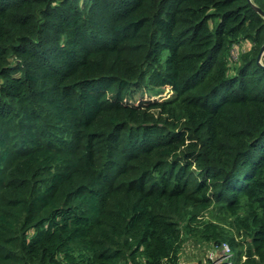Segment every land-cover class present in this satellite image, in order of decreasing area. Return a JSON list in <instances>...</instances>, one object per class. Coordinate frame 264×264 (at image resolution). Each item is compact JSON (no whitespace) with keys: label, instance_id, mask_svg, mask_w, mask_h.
<instances>
[{"label":"trees","instance_id":"16d2710c","mask_svg":"<svg viewBox=\"0 0 264 264\" xmlns=\"http://www.w3.org/2000/svg\"><path fill=\"white\" fill-rule=\"evenodd\" d=\"M263 45L249 0H0V264H264Z\"/></svg>","mask_w":264,"mask_h":264},{"label":"rangeland","instance_id":"374dc122","mask_svg":"<svg viewBox=\"0 0 264 264\" xmlns=\"http://www.w3.org/2000/svg\"><path fill=\"white\" fill-rule=\"evenodd\" d=\"M252 2V0H251ZM250 44L247 43L245 46H249ZM234 59H237V54L236 52L234 53ZM263 64H264V55H263ZM172 96L171 91L167 88L161 96L154 97L152 95L146 94L144 96H141V93L138 94V97L134 100V103L136 105L139 104L142 100L144 101H153V100H163V99H168ZM143 97V99H142ZM208 218H211L209 214L206 215ZM186 251L190 253L191 251H195L196 255L198 254V260L202 262L203 264H213V261L210 259L211 257L214 258L216 255V251L214 248H211L209 246L203 245V244H197L193 240L187 241L185 245ZM217 249V248H216ZM219 254H222V249L218 251ZM185 255V252H184ZM234 260V259H233ZM212 261V262H211Z\"/></svg>","mask_w":264,"mask_h":264},{"label":"built area","instance_id":"2783aa9c","mask_svg":"<svg viewBox=\"0 0 264 264\" xmlns=\"http://www.w3.org/2000/svg\"><path fill=\"white\" fill-rule=\"evenodd\" d=\"M222 249V254L217 257V254L214 258H210L213 261V264H233L234 253L229 245L223 244L222 247H219L217 251Z\"/></svg>","mask_w":264,"mask_h":264},{"label":"crops","instance_id":"0c3cea01","mask_svg":"<svg viewBox=\"0 0 264 264\" xmlns=\"http://www.w3.org/2000/svg\"><path fill=\"white\" fill-rule=\"evenodd\" d=\"M206 246H209V245H206ZM209 247L213 248L212 246H209ZM215 251H216L217 257L220 256L218 251L217 250ZM184 252H185V255H184ZM197 256L198 254L196 255L195 251H191L190 253H188V251H186V248L184 246L179 264H200V261H197L199 259Z\"/></svg>","mask_w":264,"mask_h":264},{"label":"water","instance_id":"95a60500","mask_svg":"<svg viewBox=\"0 0 264 264\" xmlns=\"http://www.w3.org/2000/svg\"><path fill=\"white\" fill-rule=\"evenodd\" d=\"M249 2L251 3V5L255 9V11L258 12L264 18V12L260 8L256 7L254 4H252L251 0H249ZM263 55H264V45L261 48L260 54L258 56V64L264 68Z\"/></svg>","mask_w":264,"mask_h":264},{"label":"clouds","instance_id":"9594fccd","mask_svg":"<svg viewBox=\"0 0 264 264\" xmlns=\"http://www.w3.org/2000/svg\"><path fill=\"white\" fill-rule=\"evenodd\" d=\"M233 262H234V260H233ZM234 264V263H233Z\"/></svg>","mask_w":264,"mask_h":264}]
</instances>
